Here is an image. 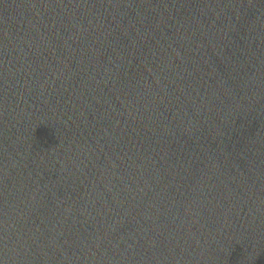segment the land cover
Segmentation results:
<instances>
[{
	"label": "water",
	"instance_id": "water-1",
	"mask_svg": "<svg viewBox=\"0 0 264 264\" xmlns=\"http://www.w3.org/2000/svg\"><path fill=\"white\" fill-rule=\"evenodd\" d=\"M0 264H264V0H0Z\"/></svg>",
	"mask_w": 264,
	"mask_h": 264
}]
</instances>
